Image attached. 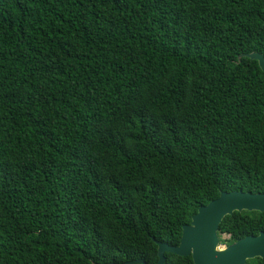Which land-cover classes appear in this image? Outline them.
Here are the masks:
<instances>
[{"label": "trees", "instance_id": "1", "mask_svg": "<svg viewBox=\"0 0 264 264\" xmlns=\"http://www.w3.org/2000/svg\"><path fill=\"white\" fill-rule=\"evenodd\" d=\"M252 52L264 0H0V264H155L220 192L264 193ZM260 232L234 212L218 245Z\"/></svg>", "mask_w": 264, "mask_h": 264}, {"label": "water", "instance_id": "2", "mask_svg": "<svg viewBox=\"0 0 264 264\" xmlns=\"http://www.w3.org/2000/svg\"><path fill=\"white\" fill-rule=\"evenodd\" d=\"M247 57L257 60L264 71V56L261 53L252 52ZM262 110L264 114V106ZM242 211L264 213V193L241 190L220 192L197 210L189 224L183 226L178 246L157 243L158 261L155 264H164L165 253L190 256L193 264H246L248 260L264 258V232L239 239L222 249L217 248V230L223 217ZM134 263L146 264L142 259L125 264Z\"/></svg>", "mask_w": 264, "mask_h": 264}, {"label": "rangeland", "instance_id": "3", "mask_svg": "<svg viewBox=\"0 0 264 264\" xmlns=\"http://www.w3.org/2000/svg\"><path fill=\"white\" fill-rule=\"evenodd\" d=\"M223 238H224V237H223ZM224 247H225L224 244H220V245L217 246L218 249H222V248H224Z\"/></svg>", "mask_w": 264, "mask_h": 264}]
</instances>
